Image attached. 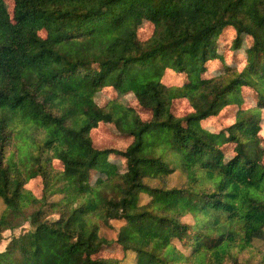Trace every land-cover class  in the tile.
Instances as JSON below:
<instances>
[{"label":"trees","instance_id":"16d2710c","mask_svg":"<svg viewBox=\"0 0 264 264\" xmlns=\"http://www.w3.org/2000/svg\"><path fill=\"white\" fill-rule=\"evenodd\" d=\"M227 28L232 49L249 40L241 67L220 51ZM125 86L133 106L97 101ZM99 123L129 143L95 145ZM263 124L264 0H0V243L31 227L0 264H264Z\"/></svg>","mask_w":264,"mask_h":264},{"label":"rangeland","instance_id":"374dc122","mask_svg":"<svg viewBox=\"0 0 264 264\" xmlns=\"http://www.w3.org/2000/svg\"><path fill=\"white\" fill-rule=\"evenodd\" d=\"M153 31V24L147 20H141L138 24V36L145 40L147 39ZM231 40H232V31L230 29H225L223 33L220 36V51L226 61V63H233L236 64L238 67H241L244 63V60L246 56L249 55V40L243 39L241 45L238 49H232L231 48ZM213 66L216 68L219 66V62L213 64ZM164 80L166 82L170 83H180L182 82V79L179 78L177 75H175L172 72H167L164 76ZM246 96V95H245ZM97 101L99 103H105L107 100L111 98H118L120 99L124 104L133 106L134 105V97L132 96V92L129 86H125L119 90H112L111 88H103L100 92L97 93ZM245 100V106H252L254 105L255 101L252 97L249 95L246 96ZM137 111L140 112V115L143 118L149 117L148 112L141 110L140 108L136 107ZM173 110L176 115H183L190 111L189 105L186 102L184 98H178L173 106ZM236 110V107L233 105L231 107L225 108L223 111L219 113L218 116L209 118L206 121H204L203 125L209 127L211 130H217L221 126L226 125L229 123V118H232V115L234 111ZM91 136L93 139V142L97 146H113L118 148H124L128 143L129 139L121 136L120 134L113 133L105 124L99 123L98 127L92 130ZM261 136L264 137V124L261 130ZM232 152V149H229V153ZM262 156L260 158L261 161L264 162V142L262 143L261 147ZM111 162L116 166L118 170H123L125 168V161L121 158H111ZM54 166L57 168H61V163L57 160L54 161ZM182 177L175 173L173 174L168 182L167 186H173L178 185L182 182ZM146 182H149L151 185L158 184L155 180H149L147 179ZM27 187L32 189V191L36 194H40V187L38 185V182L36 179H31L27 183ZM56 199V197H54ZM147 197L146 195H142V200L146 201ZM0 205V209H1ZM55 215H50L49 217H54ZM110 227H101V234L105 235L109 238H114L116 236V233L118 229L121 227L122 222L120 220H111ZM31 229L30 224L26 221L20 226L12 229V230H5L2 235L3 239L0 243V250H3L6 243L8 242L9 238L13 235L17 236L19 234H22L26 232L27 230ZM255 245L264 249V242L262 241H256ZM120 251L117 250L112 255H120ZM134 260V256L131 254L127 255V259L123 264H132Z\"/></svg>","mask_w":264,"mask_h":264}]
</instances>
